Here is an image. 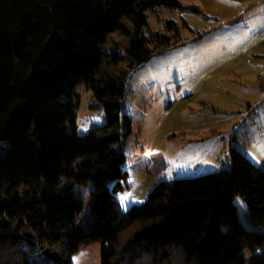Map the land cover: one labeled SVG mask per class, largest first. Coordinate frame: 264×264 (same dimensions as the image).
Returning <instances> with one entry per match:
<instances>
[{
  "label": "trees",
  "instance_id": "trees-1",
  "mask_svg": "<svg viewBox=\"0 0 264 264\" xmlns=\"http://www.w3.org/2000/svg\"><path fill=\"white\" fill-rule=\"evenodd\" d=\"M161 8L185 9L179 0H0V264H73L96 243L102 264H264V167L235 148L221 173L161 182L125 212L116 200L127 178L114 170L127 81L184 45L172 20L167 34L145 35ZM117 32L124 54L103 50ZM82 84L106 117L85 135L75 131Z\"/></svg>",
  "mask_w": 264,
  "mask_h": 264
},
{
  "label": "rangeland",
  "instance_id": "rangeland-1",
  "mask_svg": "<svg viewBox=\"0 0 264 264\" xmlns=\"http://www.w3.org/2000/svg\"><path fill=\"white\" fill-rule=\"evenodd\" d=\"M179 1L185 9L149 12L144 33L150 38L154 33L167 34L166 22L172 20L179 26L184 45L154 57L127 81L122 106L124 146L114 166L115 173H127L122 191L116 194L123 212L144 204L161 182L230 168L233 148L258 168L264 167L262 62L250 51L234 52L224 45L222 36H226L228 24L214 19L226 12L223 0ZM198 9L200 13L194 11ZM213 26L211 36L190 40ZM214 37L220 40L214 43ZM127 44L125 35L117 32L108 37L103 50L124 54ZM109 69L123 72L127 65ZM78 90L81 99L75 131L85 135L93 127L105 125L106 117L86 85ZM236 204L242 221L253 228L243 199L237 197ZM73 264H102V245L80 251Z\"/></svg>",
  "mask_w": 264,
  "mask_h": 264
},
{
  "label": "crops",
  "instance_id": "crops-1",
  "mask_svg": "<svg viewBox=\"0 0 264 264\" xmlns=\"http://www.w3.org/2000/svg\"><path fill=\"white\" fill-rule=\"evenodd\" d=\"M223 3V9L226 12L214 19L224 21L225 25L228 24V27L224 28L226 36H222L224 45L231 46L234 52L250 51L256 60L262 62L260 65L262 68L264 64V0H223ZM182 22L186 24V28H190L188 21ZM213 29H215L214 26L206 28L203 32L192 36L190 40L196 41L194 38L202 34V38L198 40L211 36ZM213 40L216 43L220 39L214 37Z\"/></svg>",
  "mask_w": 264,
  "mask_h": 264
},
{
  "label": "built area",
  "instance_id": "built-area-1",
  "mask_svg": "<svg viewBox=\"0 0 264 264\" xmlns=\"http://www.w3.org/2000/svg\"><path fill=\"white\" fill-rule=\"evenodd\" d=\"M260 79L264 83V64H263L262 70L260 72Z\"/></svg>",
  "mask_w": 264,
  "mask_h": 264
}]
</instances>
